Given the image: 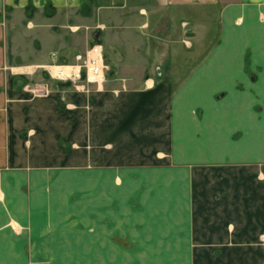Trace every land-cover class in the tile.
I'll use <instances>...</instances> for the list:
<instances>
[{
  "label": "crops",
  "instance_id": "crops-1",
  "mask_svg": "<svg viewBox=\"0 0 264 264\" xmlns=\"http://www.w3.org/2000/svg\"><path fill=\"white\" fill-rule=\"evenodd\" d=\"M198 1L0 0V264H264V0Z\"/></svg>",
  "mask_w": 264,
  "mask_h": 264
},
{
  "label": "rangeland",
  "instance_id": "rangeland-1",
  "mask_svg": "<svg viewBox=\"0 0 264 264\" xmlns=\"http://www.w3.org/2000/svg\"><path fill=\"white\" fill-rule=\"evenodd\" d=\"M227 1H229V0H205V3H201V4H197V3H200V1L195 2V3L194 2L191 3V8H193L194 10L197 11V13L196 14L194 13L193 15L197 16L198 15V11H200L199 14L201 15V17L206 15L209 18V16H211L207 20V23L205 25V31L203 33L204 36L201 37L196 43L194 41V45H196V47H199V48L200 47H205L206 48V47L212 45V43L215 42V39L213 38V36L216 37V35L218 33V32L216 34L214 33V31L215 32H216V30L218 31V23H216L217 20L215 19L216 18L215 17V12H216L217 8H220ZM190 12H192V11H190ZM182 23H185L184 26H185L186 29L189 28V23H187V21H185V22L183 21ZM197 30H198L197 31L198 33L203 32V31L200 30V27H197ZM93 39H94L95 42H97L96 40H100L98 35L97 36L91 35L90 36V42L91 41L94 42ZM211 40H212V43H211ZM90 42H89V44L92 43V42L91 43ZM84 52L81 55H83ZM79 60L81 62V59H79ZM109 70L108 71L106 70V73H105V78L106 79H105V81H107L109 79V77H110ZM88 84H90V83H88ZM85 88H87V85L85 86ZM262 108H264V99L257 98L256 99V104H255V110H256V114L257 115H259V111ZM238 135H239V133H237V135L235 134V136H238ZM249 164H250L249 167L254 169L257 172L258 175L264 172V159H262L260 162H254V163H249Z\"/></svg>",
  "mask_w": 264,
  "mask_h": 264
},
{
  "label": "built area",
  "instance_id": "built-area-1",
  "mask_svg": "<svg viewBox=\"0 0 264 264\" xmlns=\"http://www.w3.org/2000/svg\"><path fill=\"white\" fill-rule=\"evenodd\" d=\"M77 57L81 59L79 69L67 74L60 73V75H68L76 86L80 85L82 88H85L88 83L98 85L105 79V73L109 69V65L104 59L101 43L91 44L83 55L79 54Z\"/></svg>",
  "mask_w": 264,
  "mask_h": 264
},
{
  "label": "bare ground",
  "instance_id": "bare-ground-1",
  "mask_svg": "<svg viewBox=\"0 0 264 264\" xmlns=\"http://www.w3.org/2000/svg\"><path fill=\"white\" fill-rule=\"evenodd\" d=\"M58 68H60L59 71H60L62 74H64V72L67 71V69H68V67H66V66H65V67H62V68H61V67H58Z\"/></svg>",
  "mask_w": 264,
  "mask_h": 264
},
{
  "label": "trees",
  "instance_id": "trees-1",
  "mask_svg": "<svg viewBox=\"0 0 264 264\" xmlns=\"http://www.w3.org/2000/svg\"><path fill=\"white\" fill-rule=\"evenodd\" d=\"M61 107V106H60Z\"/></svg>",
  "mask_w": 264,
  "mask_h": 264
}]
</instances>
